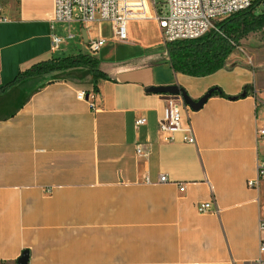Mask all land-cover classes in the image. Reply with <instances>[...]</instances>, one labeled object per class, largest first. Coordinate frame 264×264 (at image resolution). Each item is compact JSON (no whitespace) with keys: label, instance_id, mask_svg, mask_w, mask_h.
<instances>
[{"label":"crops","instance_id":"1","mask_svg":"<svg viewBox=\"0 0 264 264\" xmlns=\"http://www.w3.org/2000/svg\"><path fill=\"white\" fill-rule=\"evenodd\" d=\"M0 4V264L24 252L29 264L258 257L264 189L247 182L264 157V80L254 68L230 61L206 76L177 72L155 19L128 23L129 39L119 41L107 22L55 23L54 0ZM52 34L64 40L57 52ZM93 40L103 41L96 53ZM81 54L105 76L55 63ZM50 61L52 70L31 71ZM172 87L194 103L212 88L225 97L183 106L182 129L170 134L160 122Z\"/></svg>","mask_w":264,"mask_h":264},{"label":"built area","instance_id":"2","mask_svg":"<svg viewBox=\"0 0 264 264\" xmlns=\"http://www.w3.org/2000/svg\"><path fill=\"white\" fill-rule=\"evenodd\" d=\"M254 0H165L164 7L159 14L152 17L148 0H54L55 14L54 22L63 25L79 23L84 26L88 23L107 22L113 25H127L129 22H140L155 19L161 30L162 38L165 44L191 41L200 39L213 30L218 31L216 25L235 14L249 10ZM2 5L0 4V22H7V19L1 15ZM51 29H54L51 26ZM117 28H113V34ZM125 31L119 33L118 38L127 39ZM71 38L72 36L69 35ZM125 37V38H124ZM64 40L62 37L52 34V51L60 50ZM103 44L102 40H93L89 43L91 53L100 50ZM2 68L0 55V72ZM77 99L85 100V93L78 92ZM181 95H172L166 101L164 108V117L160 122L161 131L170 134L182 129L181 109L185 106ZM145 119H138L135 126L138 128L144 125ZM188 130L191 132V128ZM264 136V130L260 131ZM186 141L195 144V138L191 134ZM141 153V148L137 149ZM165 175L159 177V183H168ZM146 182H149L147 180ZM248 188L264 189V157L257 161V175L254 179L247 182ZM184 191V187L180 188ZM209 208L208 204L201 206L200 211L205 212ZM259 231L264 233V217L259 220ZM249 264H264V239L259 245L258 257Z\"/></svg>","mask_w":264,"mask_h":264},{"label":"trees","instance_id":"3","mask_svg":"<svg viewBox=\"0 0 264 264\" xmlns=\"http://www.w3.org/2000/svg\"><path fill=\"white\" fill-rule=\"evenodd\" d=\"M264 0H254L252 7L235 14L218 24L217 30L206 36L191 41H179L166 44L170 63L177 72L192 76L210 75L225 66L226 58L231 54L233 46L238 45L247 34L264 29V11L257 12V7ZM56 65L61 67H84L89 69L96 79L105 75L99 70V61L90 55H77L65 58ZM54 62H45L33 67L39 70H52ZM24 76L29 75L24 73ZM20 76L17 78L19 79ZM244 93L238 97H243ZM225 97L219 88H212L204 96L208 100L213 96Z\"/></svg>","mask_w":264,"mask_h":264},{"label":"rangeland","instance_id":"4","mask_svg":"<svg viewBox=\"0 0 264 264\" xmlns=\"http://www.w3.org/2000/svg\"><path fill=\"white\" fill-rule=\"evenodd\" d=\"M149 1L152 9L154 5L157 11L162 10L164 7L165 0H149ZM256 10L257 12L264 11V3L260 4ZM221 22L222 21L217 23L216 28L218 27V24ZM111 25L113 28L122 27L120 24H116V25L111 24ZM103 31L108 32L107 27H104ZM125 34L127 35L126 38L129 39L128 31L125 32ZM231 44L233 46V50L231 54L226 58L225 64L231 61L234 63L236 62L237 64L249 66L250 68H254L253 70L255 71V73L258 76H260V79L264 80V29L261 31L251 32L247 34L246 37L242 39L238 45H236L235 43H231ZM260 85L262 86L263 83L261 82ZM260 101H261V105L264 108V100L262 99Z\"/></svg>","mask_w":264,"mask_h":264},{"label":"water","instance_id":"5","mask_svg":"<svg viewBox=\"0 0 264 264\" xmlns=\"http://www.w3.org/2000/svg\"><path fill=\"white\" fill-rule=\"evenodd\" d=\"M173 95H181L185 104L188 106H191L193 109H199L206 101V97H203L202 99H200L197 103H194L193 101H191L188 96L186 95V93L179 89L178 87H172L169 90ZM17 264H29V254L28 252H24L23 255L21 256V258L18 260Z\"/></svg>","mask_w":264,"mask_h":264},{"label":"bare ground","instance_id":"6","mask_svg":"<svg viewBox=\"0 0 264 264\" xmlns=\"http://www.w3.org/2000/svg\"><path fill=\"white\" fill-rule=\"evenodd\" d=\"M127 32V25H124V26H122L121 28H117V30L115 31V38L117 39L118 38V35H119V33H121V32ZM117 40H119V39H117ZM127 39H121L120 38V40L119 41H126Z\"/></svg>","mask_w":264,"mask_h":264}]
</instances>
